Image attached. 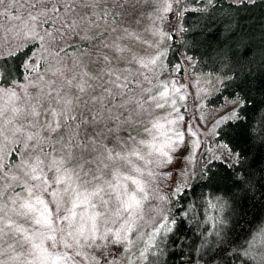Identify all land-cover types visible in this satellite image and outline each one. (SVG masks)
<instances>
[{"label":"snow or ice","instance_id":"1","mask_svg":"<svg viewBox=\"0 0 264 264\" xmlns=\"http://www.w3.org/2000/svg\"><path fill=\"white\" fill-rule=\"evenodd\" d=\"M129 3L0 0L9 38L38 40L48 54L43 72L24 64L35 73L26 87L0 88V264H74L84 248L101 241L134 243L129 234L143 219L148 191L133 158L147 163L155 151L171 160L141 136L142 129L155 140L153 131L163 125L149 117L169 93L153 94L148 86L144 69L158 57L140 56L129 43H147L122 23ZM69 48L76 49L70 59ZM261 137L264 143V131ZM12 153L18 163L8 164ZM163 219L155 233L178 226L175 218ZM257 235L264 238V229Z\"/></svg>","mask_w":264,"mask_h":264},{"label":"trees","instance_id":"2","mask_svg":"<svg viewBox=\"0 0 264 264\" xmlns=\"http://www.w3.org/2000/svg\"><path fill=\"white\" fill-rule=\"evenodd\" d=\"M181 6L196 8L184 11L164 62L172 67L187 56L194 72L222 78L210 104L236 99L239 105L236 118L217 128L216 140L236 158L210 161L173 195L167 217L178 226L155 233L135 264H264V238L257 235L264 229V0H185ZM34 49L30 43L0 57V86L21 81Z\"/></svg>","mask_w":264,"mask_h":264},{"label":"rangeland","instance_id":"3","mask_svg":"<svg viewBox=\"0 0 264 264\" xmlns=\"http://www.w3.org/2000/svg\"><path fill=\"white\" fill-rule=\"evenodd\" d=\"M184 1L167 0L171 10L166 12L164 0H130L123 16V25L139 33L147 41L145 44L129 42L133 50L140 56L158 57L156 65L144 71L152 82L148 86L152 88L153 94L164 91L165 88L169 93L160 101L164 107L156 109L153 106L149 117L159 121L163 127L159 131H153L155 140L142 129L141 136L157 147H163L171 162H166V158L155 151L152 156L146 157L147 163L133 158L135 165L144 172V175L138 178L146 182L148 191V200L145 201L143 208V219L136 221L135 232L129 234L134 243L113 246L101 241L98 246L84 248L81 255L75 257L74 264H96L97 261L99 264H129V260L132 264L137 263L143 258L141 253L152 240L155 229L163 223V217L171 214L174 189L178 186L182 189L187 187L210 161L220 160L231 163L236 158L223 143L216 140L217 128L223 122L236 118L239 105L236 99H225L219 105L210 104V99L217 91L222 78L213 74L194 72L193 61L187 56L182 57L181 61L172 67L164 62V53L170 44L171 34H178L180 31V20L184 11L196 8L181 6ZM227 1L239 3L253 0ZM9 26V20L0 17V57L10 55V48L15 49L16 52L25 45L34 43L35 49L27 62L29 66L38 65V71L43 72L47 66L44 58L48 54L41 43L38 40H29L24 44L18 38H9V34L3 31ZM75 42L81 44L82 48L90 47L87 42L79 40ZM17 44H20V47H17ZM63 55L64 53H61V56ZM74 55L76 49L69 48L68 58ZM30 75L34 76L35 73H30L25 68V75L20 82L0 88L16 87L19 91L20 87L27 86ZM176 133L182 135V140L179 142ZM169 144L170 147L165 146ZM147 151L149 150L145 149V152ZM18 160V153L6 157L8 164L18 163ZM148 172L152 175L149 176ZM125 247L130 250L125 251ZM69 264L73 262L70 261Z\"/></svg>","mask_w":264,"mask_h":264}]
</instances>
